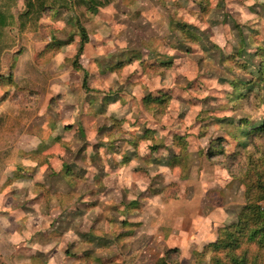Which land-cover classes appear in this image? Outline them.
Masks as SVG:
<instances>
[{
	"label": "rangeland",
	"instance_id": "rangeland-1",
	"mask_svg": "<svg viewBox=\"0 0 264 264\" xmlns=\"http://www.w3.org/2000/svg\"><path fill=\"white\" fill-rule=\"evenodd\" d=\"M8 1L0 0L11 16L0 68V218L7 230L34 233L41 248L49 242L50 264H156L168 250H177L169 262L209 264L210 255L195 253L240 218L241 179L255 201L251 187L264 162V136L234 158L208 155L218 138L233 152L232 121L256 122L264 111L259 77L258 96L239 100L241 90L231 85L257 71L251 55L264 47V0H211L201 17L190 0H98L96 14L74 4L43 11L36 22L21 18L27 0L7 11ZM178 24L198 42L183 41ZM79 27L88 35L82 71L71 63ZM52 37L73 41L39 57ZM164 94L170 100L161 110L143 104ZM39 145L45 149L36 160L19 156ZM63 166L74 174L68 182ZM18 210L21 221L9 220ZM82 253L89 254L84 261Z\"/></svg>",
	"mask_w": 264,
	"mask_h": 264
},
{
	"label": "trees",
	"instance_id": "trees-1",
	"mask_svg": "<svg viewBox=\"0 0 264 264\" xmlns=\"http://www.w3.org/2000/svg\"><path fill=\"white\" fill-rule=\"evenodd\" d=\"M106 1V0H105ZM190 11L193 12V15H198L201 17L202 15H207L210 10V1L211 0H190ZM218 1V0H215ZM14 0H9L6 4V9H10ZM81 4L86 6L87 10L92 14H96L98 12L99 3L98 0H27V10L22 14V19H33V21H38L43 11H60L67 10L71 8L73 5ZM11 16L6 12L0 11V68H1V56L5 49L9 46V38L7 36L8 43L6 44V33L4 30L9 27ZM24 25L21 23L19 29L22 30ZM177 31L179 32L183 41L190 40L191 42H198V38H196L195 34H193L190 29L183 24H178L176 26ZM79 43L78 48L74 54L73 59L71 60L72 67L76 71H82V68L79 64V59L83 55V50L85 45L88 43V35L86 31L79 27ZM5 41V42H4ZM57 40L54 37L50 38L49 42H47L41 53L38 54L39 57H44L45 54L54 53L61 50L64 46L68 45L72 42V38L67 40V42ZM252 57H257L258 62L256 64V70L254 75L251 76L247 81H238L231 83L233 88H237L241 90V93L237 95V98L246 99L249 95H260V86L258 84V80L256 77H259V81L261 80L264 83V47H257L256 52L251 55ZM162 67L169 68V64H160ZM124 66L123 62H119L117 68H121ZM115 68H111L110 71H114ZM89 78L88 74L84 75L82 87L86 93H88L89 87L87 80ZM167 94L160 95L155 97H145L144 105L146 107L155 105L157 109L161 110L165 108L170 100ZM239 96V97H238ZM90 101L88 102V104ZM99 114H101V109H99ZM116 122V121H115ZM234 131L229 132L231 139L235 142V150L231 153H227L225 148H223L222 143L224 144V140L221 138L213 140V143L210 146V150L208 155L212 156H225V158H234L240 153V149L243 146H247V144L251 141L254 136H264V111L262 116H260L259 120L253 122L248 119L241 120H233L232 121ZM228 133V132H227ZM177 142V144H176ZM174 143L179 146L182 144L181 137H175ZM45 148L43 146H37L30 151H20L19 156L28 157V160H36L33 158L34 154H39L43 152ZM154 149V148H153ZM182 152L185 151V146H182ZM216 149V150H215ZM179 152L180 154L182 153ZM180 155H175L173 159L174 163L180 159L178 158ZM178 158V159H177ZM264 159V158H263ZM172 162V165L174 163ZM182 164V160H179L178 163ZM171 165V164H170ZM63 168L65 170H63ZM63 178L65 180L72 177L74 174L69 170L66 166H63ZM18 177V175H16ZM257 182L253 184L251 187L252 191H256L255 201H253L248 196V189L245 185V180H242L245 186L246 193V203L242 209V213L237 222L230 224L228 226H221L216 230V238L212 243H208L204 246L202 252L195 253L197 257H203L204 254H208L209 256V264H264V208H260L257 205V202L264 201V162L261 164V168L256 171L255 177ZM67 181V180H65ZM68 182V181H67ZM134 205V204H133ZM135 208V206H133ZM126 235V234H125ZM98 245V244H97ZM244 245L254 246L255 251L250 252L247 248H244ZM102 246V245H101ZM177 253V250H168L164 257L157 261L156 264H180L177 262H169V258L171 255ZM88 253H82L80 255L81 261L86 260L88 258Z\"/></svg>",
	"mask_w": 264,
	"mask_h": 264
},
{
	"label": "crops",
	"instance_id": "crops-1",
	"mask_svg": "<svg viewBox=\"0 0 264 264\" xmlns=\"http://www.w3.org/2000/svg\"><path fill=\"white\" fill-rule=\"evenodd\" d=\"M6 185L10 186V183H7ZM20 209H22V206L20 207ZM20 211L21 210L11 211V213L8 216L10 217L9 220L21 221V218L17 217ZM48 232L50 233V230ZM26 233L27 234L24 233L21 234V232L17 230L8 231L7 226L3 223V219L0 218V264H50L51 263L52 254H49V250H45L49 245V242H46L44 244V247L41 248L40 245L43 244L35 242V239L32 238L35 236V234L30 231ZM214 234H215L214 235V240H215L216 231ZM214 240L209 241L208 243H212ZM208 243H205V245H207ZM196 253H200V251Z\"/></svg>",
	"mask_w": 264,
	"mask_h": 264
}]
</instances>
